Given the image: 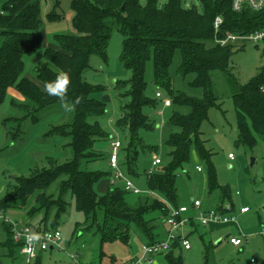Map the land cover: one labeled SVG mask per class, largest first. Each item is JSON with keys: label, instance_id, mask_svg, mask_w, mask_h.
<instances>
[{"label": "trees", "instance_id": "obj_1", "mask_svg": "<svg viewBox=\"0 0 264 264\" xmlns=\"http://www.w3.org/2000/svg\"><path fill=\"white\" fill-rule=\"evenodd\" d=\"M51 3V10L46 14L49 21L60 18L56 12L60 0H51ZM182 3L183 0H167L163 7H158L157 0H147L144 5L139 0H71L74 32L53 35L56 46H46L42 50L43 58L51 65L36 66L35 79L23 74V56L31 55L42 45L40 0H4L0 3V34L3 36L0 44V104L9 88L25 98L26 102L19 105L24 116L33 113L32 117H35L37 110L60 104L43 88L60 72L67 73L71 81L67 101L75 103L79 100L75 103L71 121L51 130L70 137L73 159L61 164L50 160L46 169L36 170L26 177L14 176V183L9 184L8 190L0 197L1 211L24 210L27 219L38 220L37 226H34L36 230L54 228L55 218L65 211L66 202L62 194L69 190L76 210L82 214V220L75 223V230L88 232L96 238L99 244L98 264H102L101 259L105 255L102 246L113 241L128 244L133 229L146 239L145 243L155 240L156 220L165 218L168 213L164 200L177 206V171L190 162L192 152L207 166V189L209 193L218 191L217 208L223 211L222 205L227 201L231 210L234 209L229 188L217 179L211 161L212 153L205 146L200 126L207 119L209 109L219 106L210 73L227 68L237 42L220 44L215 39L224 38L226 32L248 35L263 30L264 6L254 10L245 5L233 10L232 0H200L202 11L199 12L194 6L184 7ZM216 16L221 17L217 31L213 26ZM113 27L122 35L119 62L124 70L123 76L127 77L129 73L127 78L116 79L113 86L120 103L115 128L126 132L121 165L125 167L127 176L138 175L135 170L138 150L145 147L140 131L150 130L155 124L153 117L143 111L144 106H155L157 103L145 92V67L149 60L153 64L155 93L159 92L158 88H163L172 104L189 108L186 113L173 111L168 118L169 133L165 139L168 159L165 163L160 160L156 169L144 172L148 192L145 195L135 194L134 203L127 201L129 191L121 184L110 186L105 192L96 190L95 185L104 176L108 178L110 171L82 167L83 162L103 157L98 143L109 135L97 121L105 114L106 107L95 94L101 92L104 85L89 83L84 79L83 72L89 66L91 54L107 62L108 40ZM176 50L181 55L177 72L194 73L191 84L202 88V97L171 89L169 66ZM262 87L264 69L233 94L237 145L252 147L258 140L264 141ZM12 104L15 103L12 101ZM17 126L19 130L20 124ZM58 178L59 193L56 196L48 193L47 188ZM53 209L54 219L48 227L47 216ZM2 223L7 233L5 245L8 256L14 258L13 253L19 246L12 239L9 225ZM180 241L178 235L171 248L160 253L168 264H182ZM42 252L39 251L34 258L36 264H40ZM111 261H115L114 257Z\"/></svg>", "mask_w": 264, "mask_h": 264}, {"label": "rangeland", "instance_id": "obj_2", "mask_svg": "<svg viewBox=\"0 0 264 264\" xmlns=\"http://www.w3.org/2000/svg\"><path fill=\"white\" fill-rule=\"evenodd\" d=\"M4 0H0V3ZM71 0H60L56 12L60 18L49 21L47 12L51 10V0H40V15L42 18V45L31 55H24V72L27 77L35 79V67L50 64L43 57L38 58L47 45L56 46L53 35L56 33L74 32L71 25L73 11L70 7ZM142 5L147 0H139ZM167 0H157V6L163 7ZM184 7L194 6L199 12L202 11L200 0H183ZM3 40L0 34V44ZM122 35L113 27L107 46V62H103L96 54L89 56V66L83 72L86 81L92 84H103L104 89L95 96L105 103V114L97 118V121L108 132V138L100 140L99 148L103 151V157L82 163V167L89 170L111 171L108 165V154L110 152V141L119 139L122 143L118 151L120 169L126 173L125 167L121 165L123 158V147L126 144V132L115 128V118L120 114V103L113 88L114 80L127 78L123 76V68L120 66L119 55L121 51ZM232 49L228 66L225 70L215 69L210 73L213 91L218 107H211L207 119L200 126L205 146L211 150V161L216 171L220 184L228 187L236 207L240 203L249 204L251 210L245 217H238L240 227L247 236L241 250H232L229 247L215 244L213 236L205 232L202 224L196 218V229L190 233L192 246L191 253H181L182 264H264V238L255 235L257 213L261 214L264 204V141L258 140L252 147L237 145L236 114L233 102V94L246 85L253 77L264 69V38L259 40L240 39ZM181 64V55L178 50L174 52L172 62L169 66L170 85L173 91L184 92L193 97L203 96V90L191 83L195 74L192 72L178 73ZM51 65V64H50ZM146 94L155 98V106H144L143 111L153 117L154 127L150 130H141L140 136L145 147L138 150L136 159L137 177L129 176L132 182L141 190L140 195L147 193L144 172L156 169L159 165H153L155 156L159 157L161 163L168 159V147L165 144L169 133L168 118L173 111L188 112L187 106H175L172 104L168 93L163 88H158L161 96H155L156 86L154 84V72L152 61L149 60L145 67ZM44 88V86H43ZM12 101L15 104H12ZM25 98L7 91L4 101L0 104V197L14 183V176L26 177L36 170L49 167V161L57 164L71 161L74 151L70 146V137L54 133L51 130L59 125L68 124L73 116L71 112H65L60 104L43 107L34 114L24 116L19 105L24 104ZM115 116V117H114ZM109 118L115 119L112 123ZM18 123L20 124L19 130ZM16 134V135H15ZM14 135V136H12ZM228 153L233 158L228 157ZM190 162L183 169L177 171L175 187L177 192V205H185L188 211L185 216L196 217L200 209L214 208L218 200V192H208L207 189V166L194 152L191 154ZM254 159L253 164L251 160ZM196 166L202 171L198 172ZM13 176V177H12ZM104 176L103 179H106ZM101 179V180H103ZM60 178L52 182L47 188L48 193H59L58 182ZM101 182V181H100ZM118 184H121L118 182ZM98 191V183L95 185ZM66 202L65 211L55 218V226L61 231L59 247L43 251L40 264H98V241L90 233L75 230V223L82 220L81 212L75 208L73 196L67 190L62 194ZM137 195L128 193L126 199L130 203L136 201ZM162 199V198H160ZM197 199L201 202L200 209L192 207V201ZM54 209L47 216V226L51 227L54 219ZM5 215L19 223L37 226V219L26 218L25 211L11 209L5 211ZM41 216V215H40ZM39 216V217H40ZM41 218V217H40ZM164 217L156 220L155 230L158 229L162 236V229L166 225L162 222ZM159 224V225H158ZM161 227V228H160ZM168 228V227H167ZM187 229V225L184 230ZM209 239L212 241L210 245ZM7 233L0 219V264H36L32 259L27 263L18 253L16 247L13 256H8V248L5 245ZM145 242L136 230L131 231L128 244L120 241L107 242L102 246L105 255L101 259L102 264H130L132 258L139 256L141 246ZM204 244L205 247H204ZM228 246V245H227ZM151 264H168L162 255H155ZM207 256V257H206ZM114 257L115 261H111Z\"/></svg>", "mask_w": 264, "mask_h": 264}, {"label": "built area", "instance_id": "obj_3", "mask_svg": "<svg viewBox=\"0 0 264 264\" xmlns=\"http://www.w3.org/2000/svg\"><path fill=\"white\" fill-rule=\"evenodd\" d=\"M248 6L254 10H258L264 6V0H232L233 10H239L243 6ZM2 13V11H0ZM221 23V17L216 16L214 19V30L217 31L219 24ZM264 38V29L255 31L248 35H236L230 32H226L224 38H216L215 41L220 44H226L228 42H235L240 39H253L259 40ZM264 91V87L261 88ZM155 95L160 97V92H156ZM122 143L119 139H113L110 141V152L108 154V165L111 169L108 177L111 186H115L118 182L121 183L122 187L134 194H138L141 190L132 182V180L120 169L118 160V151ZM230 159L233 158L231 153H228ZM160 162V158L155 156L152 164L156 165ZM196 170L200 171L201 167L196 166ZM164 200V199H163ZM168 207V213L165 217V222L168 224L169 229L166 236L163 239L154 240L153 242L143 243L141 246V253L136 256L131 264H150L153 262L155 255H158L171 248V243L179 235L181 239V245L184 249L190 248V241L183 234L177 233L182 230L188 222L194 220L199 221L202 225H207L210 221H221L227 222L233 220L231 205L225 203L222 205L223 211L216 209H200L201 203L199 200L194 199L192 201V207L198 208L199 213L196 217L185 216V212L188 211V207L185 205L174 206L168 201L164 200ZM239 212L243 213L249 210L248 206L239 207ZM0 219L10 227L12 239L18 244L19 253L23 259L29 263L34 259L39 251H46L50 247H59L61 240V231L58 227L36 230L33 225L28 223H19L13 219H10L0 210ZM258 234L264 237V223L259 226ZM230 243L239 246L242 243L240 237H230ZM78 264V263H77Z\"/></svg>", "mask_w": 264, "mask_h": 264}, {"label": "crops", "instance_id": "obj_4", "mask_svg": "<svg viewBox=\"0 0 264 264\" xmlns=\"http://www.w3.org/2000/svg\"><path fill=\"white\" fill-rule=\"evenodd\" d=\"M39 57H43L42 56V52H40L38 54V58ZM114 82H115V80H114ZM9 90H12L13 94H15V95H17L19 97L22 96L19 92H17L13 88H9L8 91ZM115 119H117V118H115ZM115 119L109 118V120L111 121L110 123H112ZM200 171H202V169ZM200 171H198V172H200ZM100 181L98 182V188L97 189H98L99 192H105L111 186L110 183H109V179L106 178V179H103V180H100ZM218 197H219V194H218ZM231 199H232V202L234 203V200H233V197L232 196H231ZM225 203H228V202L227 201L224 202L223 205ZM218 205H219V199L217 200V204H216V206L214 208H205L203 210L216 209L218 207ZM238 206L239 207H241V206H248L249 207V210L246 211V212L241 213L238 210L239 207H236V205L234 203V209L231 211L232 212V215L234 216L233 220H230V221H227V222L210 221L207 225H203L205 232H207L210 235V237L213 236V240L212 241H214L215 244H217V245H221L222 244L223 245V248L230 246V248L232 250H236V251L241 250L243 248V246H244L243 243L246 242V238H247V236L243 232L242 227H240V225H239L238 217H242V216L245 217V215H247L250 212V210H251L249 204H247V203H240L239 202ZM196 221L193 220L191 222H188L186 224L187 225V229L184 230V228H183L182 230L178 231L177 233L183 234L190 241V236L189 235H190V233L192 232L193 229H196ZM162 222L166 225V227L162 229L163 235L160 236L158 234L159 231L157 229L156 230L157 231V235L155 237V240L163 239L166 236V233H167V231L169 229L168 224L165 222V218L163 219ZM197 222L199 223V221H197ZM25 223H27V222L25 221ZM262 223H264V204H263V208H262L261 214L257 213V223H256L255 235H258L260 237H262V236L258 234V229H259V226ZM230 237H240L242 239V243L239 246H236V245L230 243V241H229V238ZM262 238H264V237H262ZM212 241L209 239L210 245L212 244ZM145 242H146V239H145ZM205 245L206 244H204V247H205ZM191 250H192V246H191V242H190V248L189 249H184L182 247L180 249V253H182L183 251H185L186 254L189 255L191 253ZM18 253H19V250H18ZM13 257H15V255ZM134 258L131 259L130 264H131V262H132V260ZM153 260H154V258H153Z\"/></svg>", "mask_w": 264, "mask_h": 264}, {"label": "clouds", "instance_id": "obj_5", "mask_svg": "<svg viewBox=\"0 0 264 264\" xmlns=\"http://www.w3.org/2000/svg\"><path fill=\"white\" fill-rule=\"evenodd\" d=\"M70 82L69 75L65 72H60L55 80L47 82L44 85L46 94L56 97L60 102L61 109L65 112H71L75 107V103H79V100L75 103H70L66 99Z\"/></svg>", "mask_w": 264, "mask_h": 264}, {"label": "water", "instance_id": "obj_6", "mask_svg": "<svg viewBox=\"0 0 264 264\" xmlns=\"http://www.w3.org/2000/svg\"><path fill=\"white\" fill-rule=\"evenodd\" d=\"M253 162H254V159L251 160V164H253ZM12 177H13V176H12ZM51 248H52V247H50V249H51Z\"/></svg>", "mask_w": 264, "mask_h": 264}]
</instances>
